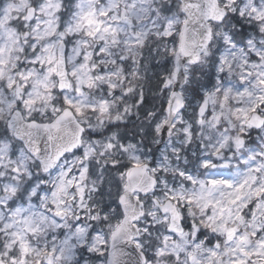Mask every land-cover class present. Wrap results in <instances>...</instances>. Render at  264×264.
Returning a JSON list of instances; mask_svg holds the SVG:
<instances>
[{
	"label": "snow or ice",
	"instance_id": "1",
	"mask_svg": "<svg viewBox=\"0 0 264 264\" xmlns=\"http://www.w3.org/2000/svg\"><path fill=\"white\" fill-rule=\"evenodd\" d=\"M0 264H264V0H0Z\"/></svg>",
	"mask_w": 264,
	"mask_h": 264
}]
</instances>
